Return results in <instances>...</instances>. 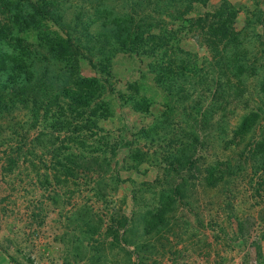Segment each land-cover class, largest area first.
<instances>
[{
    "label": "rangeland",
    "instance_id": "rangeland-1",
    "mask_svg": "<svg viewBox=\"0 0 264 264\" xmlns=\"http://www.w3.org/2000/svg\"><path fill=\"white\" fill-rule=\"evenodd\" d=\"M219 8L236 13L233 25L236 37L218 50L199 46L192 33L181 32L177 37V48L181 51L174 66L180 67L182 61L187 65L195 62L206 77L202 79L205 84L203 81L199 84L201 80L187 73L189 80L177 86L185 93L194 92V84L205 88L202 100L207 105L212 102L209 91L214 90L215 84L210 75L214 54L217 61L220 58L216 65L219 72L239 59L237 64H243L244 73L248 70L250 75L242 83L245 92L233 91L232 95L238 94L243 104L247 103L249 109L257 107L259 112L256 115L252 113L255 110L241 111L237 124L253 115L257 123L247 138L250 142H261L264 140V93L260 91L264 84V28L261 27L264 0H209L201 11ZM198 9L200 6L195 11ZM61 10L64 14V8ZM62 21L58 22L64 26ZM59 32L64 34L50 21L41 20L27 41L35 43L37 35L43 34L61 36ZM69 35L74 37L72 32ZM163 53L164 50L158 51L154 58L162 61ZM33 62L35 79L43 78L45 63L37 59ZM148 63L147 56L132 49L116 55L110 67L98 61L96 70L81 58L77 66L64 62L46 66L51 72L46 84H58L59 79L66 77L94 83L98 79L108 81L102 98L95 102V108L108 113L106 120L98 121L102 133L95 140L88 139L86 144H68L81 151H91L95 150L96 141L102 139L116 149L114 158L107 155L112 158L110 167L115 177L110 174L108 182L100 187L105 192L102 201L96 200L89 181L75 171L73 177L64 178V160L63 166H59L61 159L51 158L49 148L59 149V157L63 158L67 145L61 138L55 141L50 137L49 115L37 119L35 127L25 109L13 113L11 116L15 118L0 122V264H264V164L259 156L253 167L256 184L241 183L240 198L232 212L227 199L219 205L221 200L217 202L212 191L201 190L204 192L198 195L191 192L192 197L178 201L174 211L163 214L164 217L162 211L158 213L167 198L156 187L163 177L161 158L167 149L162 136L151 143L140 131L152 123L150 114L163 111L165 84L158 86L152 82L155 75L149 71ZM133 86L141 90L137 97L148 101L138 102L131 91ZM224 92L225 98H229V91ZM133 100L137 103H132ZM191 103L192 100H187L183 105ZM188 112L187 117L193 118V113ZM176 120V124L183 123L186 118L178 115ZM186 129H190L189 123ZM60 132L65 134V130ZM17 148L20 149L14 160L17 165H9L15 158L11 152ZM208 148L205 145L200 151V166L210 162L212 150ZM189 181L191 184L193 179ZM190 188L194 189L191 185ZM232 214L240 219L241 232Z\"/></svg>",
    "mask_w": 264,
    "mask_h": 264
},
{
    "label": "trees",
    "instance_id": "trees-1",
    "mask_svg": "<svg viewBox=\"0 0 264 264\" xmlns=\"http://www.w3.org/2000/svg\"><path fill=\"white\" fill-rule=\"evenodd\" d=\"M208 1L0 0V122L15 118L11 116L13 113L25 109L35 122L32 127H35L37 119H46L49 115L50 137L55 141L61 138L63 144L67 145L63 149L64 159L59 157V149L49 148L51 158L61 159L59 166H63L64 160V178L73 177L75 171L92 185L96 200L102 201L105 192L100 187L108 182L110 174L115 177L110 167L112 158L108 157L111 154L114 158L116 149L102 139L96 141L95 150L91 151H81L68 144H86L88 139L95 140L98 133H102L98 121L106 120L108 113L97 106L95 108V102L102 98L104 85L108 81L98 79L94 83L87 79L66 77L59 79L58 84H46L47 75L51 73L46 66L61 62L77 66L81 58L96 70L98 61L110 67L116 55L133 49L148 57L147 67L155 75L152 82L158 86L165 84L162 86L165 92L161 106L163 111L150 114L152 123L140 131L151 143L162 136L167 149L161 158L163 177L156 183L157 189L167 198L158 213H171L178 201L192 197L191 192L198 195L207 190L212 191L217 202L221 200L219 205H223L224 199H227V207L232 212L240 198L241 183L256 184L255 158L261 157L264 164V140L250 142L247 138L249 130L255 128L256 119H252L253 115L246 116L237 124L241 111L255 110L252 113L257 115L259 109L253 106L249 109L238 94L232 95L233 91L240 94L245 92L242 83L249 77V71L244 73L245 67L237 64V59L219 72L216 65L220 58L217 61L214 54L210 75L215 84L214 90L209 91L212 102L203 105L205 93L202 92L205 88L194 84V92L185 93L177 84L189 80L187 73L195 75L197 81L201 80L199 84L202 81L205 84V79H202L206 74L201 75L202 71L195 62L187 65L189 63L182 61L180 67L174 66L176 56L181 51L177 48V37L181 32L192 33L199 46H212L218 50L220 45L227 46L236 37L233 32L236 13L227 8L202 12ZM61 8H64V14ZM41 20L50 21L64 34L59 32L61 36L49 37L37 35V41L30 43L27 37ZM62 20L64 26L58 22ZM261 23L264 28V18ZM69 32L74 33V37ZM82 50L86 54L80 53ZM161 50H164L162 61L154 58ZM183 55H187V52ZM166 57L168 59L164 60ZM36 59L45 63L46 71L41 79H35L33 61ZM139 90L138 86L131 87L135 97L139 95ZM224 90L229 91V98H225L227 93ZM260 91L264 93V84H261ZM187 100L193 103L183 105ZM137 101L144 103L148 100L138 98ZM137 101L133 100L132 103ZM187 110L193 113V118L187 117ZM178 115L186 120L176 124ZM188 123L190 129H186ZM62 130H65V134L60 132ZM205 145H209L208 149L212 151L209 164L203 167L200 166V151ZM19 153L18 148L11 152L15 158L9 161V165H17L14 160ZM7 154L6 157L9 156ZM52 177H55L54 173ZM188 179H193V182L190 184ZM190 185L194 189L191 190ZM232 216L238 221L237 228L241 232L240 219Z\"/></svg>",
    "mask_w": 264,
    "mask_h": 264
}]
</instances>
